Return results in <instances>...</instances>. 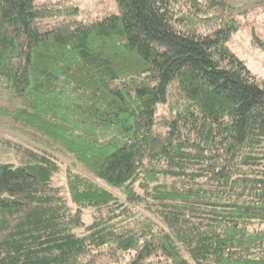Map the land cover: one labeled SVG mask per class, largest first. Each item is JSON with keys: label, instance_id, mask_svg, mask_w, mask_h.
<instances>
[{"label": "trees", "instance_id": "16d2710c", "mask_svg": "<svg viewBox=\"0 0 264 264\" xmlns=\"http://www.w3.org/2000/svg\"><path fill=\"white\" fill-rule=\"evenodd\" d=\"M112 1L85 20L0 0V87L19 100L0 112L96 177L66 165L56 184L48 150L0 162V264H264V77L228 46L245 12Z\"/></svg>", "mask_w": 264, "mask_h": 264}, {"label": "rangeland", "instance_id": "374dc122", "mask_svg": "<svg viewBox=\"0 0 264 264\" xmlns=\"http://www.w3.org/2000/svg\"><path fill=\"white\" fill-rule=\"evenodd\" d=\"M43 0H36L40 2ZM50 1V0H44ZM237 9L243 10L240 13L244 25L232 34L228 40V46L233 50L237 57L241 58L248 69H251L258 78L264 77V49L258 47L257 40L254 38L253 32H261L264 38V0H228ZM62 2L75 5L78 11L73 15L78 19H97L103 13L115 11L112 0H62ZM18 98L10 91L0 87V111L4 109H15L18 107ZM31 130L13 120L11 116L0 112V162L18 165L23 163L22 157L24 149L45 151L48 150L55 155L59 162V171L56 174L55 182L58 185H64V170L66 165H72L74 169L80 173H84L92 179L96 177L82 164H79L62 150L55 151L37 139L29 136ZM24 148V149H23ZM142 209V208H138ZM145 213L143 211H140ZM146 214V213H145ZM85 224L92 221L90 210L85 209L82 214ZM150 216V215H149ZM151 217V216H150ZM2 233H0L1 237ZM117 261L113 257H101L98 264H115Z\"/></svg>", "mask_w": 264, "mask_h": 264}]
</instances>
